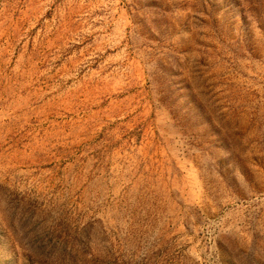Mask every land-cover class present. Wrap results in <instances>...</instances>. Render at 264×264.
Instances as JSON below:
<instances>
[{"label": "rangeland", "instance_id": "374dc122", "mask_svg": "<svg viewBox=\"0 0 264 264\" xmlns=\"http://www.w3.org/2000/svg\"><path fill=\"white\" fill-rule=\"evenodd\" d=\"M0 264H264V0H0Z\"/></svg>", "mask_w": 264, "mask_h": 264}]
</instances>
